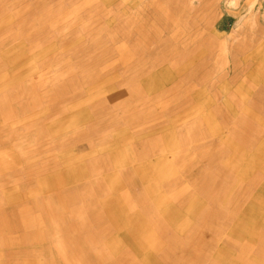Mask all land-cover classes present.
I'll return each mask as SVG.
<instances>
[{
	"label": "crops",
	"instance_id": "0c3cea01",
	"mask_svg": "<svg viewBox=\"0 0 264 264\" xmlns=\"http://www.w3.org/2000/svg\"><path fill=\"white\" fill-rule=\"evenodd\" d=\"M90 1L0 0V264H264L251 87L93 77Z\"/></svg>",
	"mask_w": 264,
	"mask_h": 264
},
{
	"label": "rangeland",
	"instance_id": "374dc122",
	"mask_svg": "<svg viewBox=\"0 0 264 264\" xmlns=\"http://www.w3.org/2000/svg\"><path fill=\"white\" fill-rule=\"evenodd\" d=\"M65 1L70 7L83 8L79 4L84 0ZM90 2V43H59L61 55L70 53L82 62L89 57L90 63L85 64L93 77L108 72L132 76L164 64L175 69L187 66L193 86L220 93L244 83L252 89V142L258 145V137H264V128L257 134L264 125V0ZM74 28L69 26L63 35H71ZM1 44L0 49L8 48ZM18 45L11 43L9 48ZM252 179L253 184L264 183V177L253 175ZM251 259H259L256 250Z\"/></svg>",
	"mask_w": 264,
	"mask_h": 264
}]
</instances>
